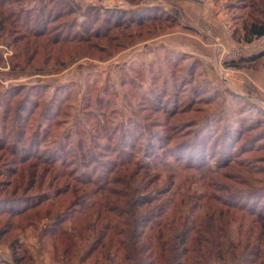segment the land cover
I'll list each match as a JSON object with an SVG mask.
<instances>
[{
    "label": "rangeland",
    "instance_id": "1",
    "mask_svg": "<svg viewBox=\"0 0 264 264\" xmlns=\"http://www.w3.org/2000/svg\"><path fill=\"white\" fill-rule=\"evenodd\" d=\"M177 1L0 0V264H264V2Z\"/></svg>",
    "mask_w": 264,
    "mask_h": 264
},
{
    "label": "trees",
    "instance_id": "2",
    "mask_svg": "<svg viewBox=\"0 0 264 264\" xmlns=\"http://www.w3.org/2000/svg\"><path fill=\"white\" fill-rule=\"evenodd\" d=\"M263 2H264V0H263ZM2 3V2H1ZM154 9H156V7H148V8H143L142 10H139L138 12H137V14H138V16L137 17H135V15H133V14H131L130 16H129V18L128 19H130L131 21H134V20H136V22L137 23H142V22H145L146 20H151V19H156V18H158V17H160V14H153L152 12H150V11H153ZM147 11V12H146ZM134 13H136V12H134ZM125 19H118L117 20V23H118V26L124 21ZM247 28H246V31H247V33L248 34H250L251 35V38H254V37H262V36H264V20H259V18H257V19H254V20H252L251 21V23L250 24H248L247 26H246ZM251 38L249 39V40H251ZM254 58H256V57H254ZM251 59H253V58H251ZM145 202H147V201H142L140 204H144ZM139 203H137V204H139ZM131 214V212H128L127 213V215H130ZM146 217V216H145ZM129 218L131 219V217L129 216ZM148 219V218H147ZM161 222L162 221H155V224H157V225H159V224H161ZM154 227H150V229L152 230ZM187 230H185V231H183L182 232V235H185L186 236V232ZM153 232L154 231H152L151 233H149V235L150 234H153ZM148 238H149V236H148ZM147 238V239H148ZM185 239H187V238H185ZM185 239H181V241H180V245L182 244V245H185V243H186V240ZM180 245H178V246H180ZM153 253V252H152Z\"/></svg>",
    "mask_w": 264,
    "mask_h": 264
},
{
    "label": "crops",
    "instance_id": "3",
    "mask_svg": "<svg viewBox=\"0 0 264 264\" xmlns=\"http://www.w3.org/2000/svg\"><path fill=\"white\" fill-rule=\"evenodd\" d=\"M197 1V3L198 4H200V7H201V12L199 13V15L200 16H202V17H207L208 16V13H211V12H213V10L211 9L210 11H209V5L207 4L206 6V8L205 7H203V6H201L203 3L202 2H204V0H179V1H177L178 2V8L179 9H181V8H185V9H190V8H193V7H197V6H195V2ZM223 0H210V4H219V3H216V2H222ZM197 4V5H198ZM212 5H210V6H212ZM147 6H149V7H160V6H162L161 4H158V3H151V4H148ZM162 8H164L163 6H162ZM161 8V9H162ZM209 11V12H208ZM222 12L223 13H225L226 12V10L225 9H222ZM209 20V22H211L212 24L213 23H216L217 21H218V19L216 18L215 20L214 19H208ZM217 25V24H216ZM188 27V26H187Z\"/></svg>",
    "mask_w": 264,
    "mask_h": 264
}]
</instances>
